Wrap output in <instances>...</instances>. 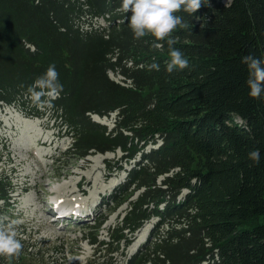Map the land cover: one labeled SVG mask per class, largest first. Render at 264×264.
I'll list each match as a JSON object with an SVG mask.
<instances>
[{"label":"trees","instance_id":"obj_1","mask_svg":"<svg viewBox=\"0 0 264 264\" xmlns=\"http://www.w3.org/2000/svg\"><path fill=\"white\" fill-rule=\"evenodd\" d=\"M209 3L176 13L187 27L173 31L174 47L189 64L169 73L166 41L135 39L122 0H0V110L41 116L27 89L54 64L63 91L51 109L71 138L62 157L118 150L115 162L105 160L108 171L130 165L101 201L127 208L106 240L98 238L103 222L95 228L88 242L97 255L128 246L155 218L125 264H264V94L248 95L241 62L249 54L264 60V0ZM98 18L104 26L92 25ZM153 62L159 71L148 69ZM111 114L110 128L92 117ZM257 149L258 164L249 158ZM7 150L0 139V163ZM12 192L3 175L0 214ZM16 257L0 256V264Z\"/></svg>","mask_w":264,"mask_h":264},{"label":"rangeland","instance_id":"obj_2","mask_svg":"<svg viewBox=\"0 0 264 264\" xmlns=\"http://www.w3.org/2000/svg\"><path fill=\"white\" fill-rule=\"evenodd\" d=\"M83 19L84 30L88 23L86 17ZM104 24L101 18L92 23L93 26ZM108 74L113 80L121 79L115 73ZM24 112L17 106H4L0 110V139L7 141L8 148L1 154L0 177L8 176L13 190L12 206L2 211L0 218L20 221L17 230L23 248L15 264H125V257L147 243L155 218L133 232L128 246L120 243L119 249L110 255L95 254V247L88 241L101 222L98 238L106 240L107 228L123 216L126 203L110 210L101 201L124 180V170L130 165L122 163L123 170L108 171L105 160L115 162L121 155L118 150L91 154L84 161L62 157L71 138L61 118H54L51 108L38 109L42 115L37 117L31 111ZM114 118V114L100 119L93 117L108 128ZM81 177L84 181L90 179L91 183L83 193L75 186ZM55 203L73 206L78 210L75 216L81 218L56 221V215L48 208ZM57 214L65 212L57 209Z\"/></svg>","mask_w":264,"mask_h":264},{"label":"clouds","instance_id":"obj_3","mask_svg":"<svg viewBox=\"0 0 264 264\" xmlns=\"http://www.w3.org/2000/svg\"><path fill=\"white\" fill-rule=\"evenodd\" d=\"M209 5V0H122L121 11L125 14L129 27L135 39H140L151 35L156 41H166L168 46L169 61L166 64V71L171 73L174 70H183L188 67V60L184 54L174 45L177 39L172 37L173 31L179 26L186 28L182 16L176 15L180 11L194 14L201 7ZM151 47L163 50V43L153 42ZM243 64L248 69V79L246 85L249 89L248 95L255 99H260L264 94V60L254 55L242 57ZM149 70L159 71V64L153 62L148 66ZM58 72L55 65H49L44 74L37 77L28 89L30 102L38 109H50L53 107L52 101L59 98L63 91V85L59 83ZM249 158L256 164L260 162L259 150H252ZM3 201H0L2 206ZM18 220H7L0 218V256L12 258L18 256L23 245L18 239Z\"/></svg>","mask_w":264,"mask_h":264},{"label":"bare ground","instance_id":"obj_4","mask_svg":"<svg viewBox=\"0 0 264 264\" xmlns=\"http://www.w3.org/2000/svg\"><path fill=\"white\" fill-rule=\"evenodd\" d=\"M40 140V139H39ZM90 182V179L87 178V180L84 181L83 177H81V179L79 178V180L77 181V185H75L77 188H79L81 193H83L82 190H85ZM84 185H86V187H84ZM56 204V205H55ZM53 205H49L48 208H49V211H51L52 213H54L56 215V221H63V220H66V219H72L74 218V216L77 214V211L76 209H74L73 206L71 205H61L59 206L58 203H55ZM57 209L61 210V212H65V214H57ZM54 210V211H53ZM64 210H67V211H64ZM72 210H75V211H72ZM81 218V217H79Z\"/></svg>","mask_w":264,"mask_h":264}]
</instances>
